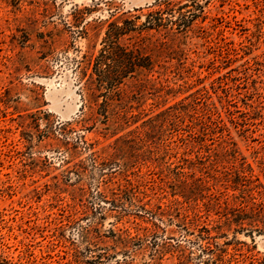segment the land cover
<instances>
[{
	"label": "rangeland",
	"instance_id": "1",
	"mask_svg": "<svg viewBox=\"0 0 264 264\" xmlns=\"http://www.w3.org/2000/svg\"><path fill=\"white\" fill-rule=\"evenodd\" d=\"M155 1L0 0V254L21 264H178L182 246L186 264H201L191 233L223 222L225 198L239 194L223 175L243 170L264 186V0H173L166 28L142 32L166 44L127 121L76 122L79 80L108 23L141 24ZM173 105L180 119L148 133L149 119ZM115 146L110 167L94 162L93 151ZM197 178L209 188L194 190ZM126 180L154 211L182 204L146 233L138 217L146 213L122 192ZM111 190L122 200L112 203ZM181 194L196 196L190 205L200 210L189 232L179 223L189 208ZM209 194L221 213H206ZM224 234L228 264H264V236Z\"/></svg>",
	"mask_w": 264,
	"mask_h": 264
},
{
	"label": "trees",
	"instance_id": "2",
	"mask_svg": "<svg viewBox=\"0 0 264 264\" xmlns=\"http://www.w3.org/2000/svg\"><path fill=\"white\" fill-rule=\"evenodd\" d=\"M173 2V0L155 1L148 7L158 6V8L149 11L147 19L141 24H136V20L134 19L122 17L108 23L98 55L87 59V65H90L91 69L90 73L79 80L82 103L79 119L76 122H102L107 125L112 122L119 125L127 121L128 106L132 99L142 98L150 88L149 86L152 81L148 78V73L144 72L152 70L156 58L162 52L161 44H166L162 41L160 44H158V41L152 42L146 39L147 37H144L142 32L151 29L159 32L161 28H166L162 14L164 12L171 14L170 11L172 9L170 6ZM163 5L164 7H161ZM138 10H141V8L134 9V11ZM154 14L156 15L155 18ZM149 16H153V18H149ZM133 18H138V16H133ZM169 33L172 32L169 30L167 34ZM130 73L134 77V81L131 85L132 88L126 89L124 87L126 85V77ZM181 111L175 105L168 106L159 112L155 118L149 119L147 132L151 134L163 131L165 125H171V123L180 119ZM100 117L103 120H100ZM196 133L192 132V134ZM113 149V152L106 153V155H96L95 151H93L92 154L95 156L94 162L100 166L110 167L117 155L118 146H115ZM134 165L136 164L134 163ZM127 169V167L123 166L121 172L125 173L128 171ZM180 173L176 174L179 180L183 176H186ZM223 180L229 187H234V190L237 189L239 194L225 198L223 202L225 212L222 215L224 221L219 223V226L217 225L213 229L201 227L197 228L198 233H191L193 236L188 241L193 243V245H197V255L201 264H228L229 259L226 258L228 251L225 245L229 244V240L223 244L217 241L218 237L226 235L224 234L225 230L233 229L235 233H242L252 239H254L255 235L264 236V186L256 178H253L252 175L245 173L243 170H235L233 174L227 172L223 175ZM126 181L127 183L122 192L130 194L131 203L134 206L142 208V211L146 213V215L138 214L139 218L150 224L148 227L143 228L146 233L159 228L160 226L156 220L168 215L170 209H175L177 205L182 204L179 200L175 199L170 202L167 209H162L159 212L154 211L153 208L146 207V203H141V199L136 192L137 186L130 180ZM196 181L199 184H196ZM193 185L194 190L200 189L201 192L203 191L202 186L205 189L209 188L205 183H202L201 178L195 179ZM107 190L108 188L98 192L101 199L106 200L107 195L105 194L108 192ZM110 193L112 195V203L122 200V197H115L117 193L113 192V190ZM181 195L186 199L184 202L189 203V208L185 209V215L179 218V223L181 222L183 225L181 227L182 230L189 232L188 228L190 224L198 225L199 216L196 211L200 210L198 209V204H194V206L190 205V201H195L196 196ZM205 197L201 195V198L205 199ZM221 205L220 199L211 194L208 195L207 202L203 204L206 213L213 210L221 213ZM190 212H192L193 216H191ZM211 231H214L215 234H212ZM179 252L178 264H186V258L189 255H186L185 248L181 246ZM0 264L21 263L0 254Z\"/></svg>",
	"mask_w": 264,
	"mask_h": 264
}]
</instances>
